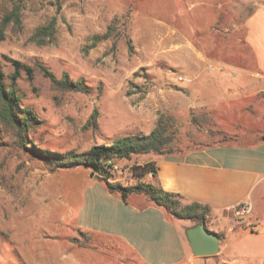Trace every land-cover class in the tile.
<instances>
[{
  "label": "rangeland",
  "instance_id": "rangeland-1",
  "mask_svg": "<svg viewBox=\"0 0 264 264\" xmlns=\"http://www.w3.org/2000/svg\"><path fill=\"white\" fill-rule=\"evenodd\" d=\"M244 1L0 0L4 82L10 85L14 71L9 58L32 68V76L21 70L16 88L22 106L37 116L22 136L0 120V264H72L64 253L78 254L83 248L71 241L78 231L67 215L73 206L67 187L80 178L65 169L59 174L64 187L59 191L55 163L30 147L82 152L119 137L148 134L162 115L179 150L252 131L258 116L249 107L254 100L228 92L225 82L215 79L216 69L202 70L201 61V51L214 61L219 55L226 74L232 67L245 73L247 67L238 62L247 47L222 31L246 6ZM14 11H19V21L5 23ZM53 19L54 36H38ZM107 30L110 38L92 47L93 36ZM41 66L57 78L82 79L87 91L57 88ZM204 84L215 111L201 105ZM218 98L223 100L219 112ZM95 110L97 125H88ZM148 160L141 155L116 163L119 172L110 180L121 176L123 183L134 182L132 166ZM92 239L94 246L83 248L82 258L103 264L116 255L107 247L109 239L94 234Z\"/></svg>",
  "mask_w": 264,
  "mask_h": 264
},
{
  "label": "crops",
  "instance_id": "crops-1",
  "mask_svg": "<svg viewBox=\"0 0 264 264\" xmlns=\"http://www.w3.org/2000/svg\"><path fill=\"white\" fill-rule=\"evenodd\" d=\"M243 3L246 6L240 14L228 19L233 21L231 26L220 27L247 47V55L239 57L238 62L242 69L247 67L245 73L240 75L232 67L226 74L227 66L221 63L219 55L214 61L210 54L201 51V61L202 70L216 69L215 79L223 80L228 92L238 91L239 96L254 100L249 107L258 116L252 131L233 132L230 140L215 145L150 158L156 164V180L163 189L180 195L185 203L197 202L209 208L206 227L220 237L218 254L196 256L185 235L186 228L194 224L173 217L146 195L132 193L124 201L90 168L56 169L53 173L59 191L64 188L59 174L65 169H71L80 178L67 187L73 203L67 215L73 219L70 224L75 231L81 229L109 239L107 247L115 250L114 257L101 263L264 264V0ZM206 88L204 84L201 105L215 111L210 106L214 100ZM222 101L217 99L218 112ZM147 179L153 181V174L149 173ZM244 202L252 203V211L246 216H236L235 208ZM83 248L78 254L64 253L66 262L99 264L82 258Z\"/></svg>",
  "mask_w": 264,
  "mask_h": 264
},
{
  "label": "trees",
  "instance_id": "trees-1",
  "mask_svg": "<svg viewBox=\"0 0 264 264\" xmlns=\"http://www.w3.org/2000/svg\"><path fill=\"white\" fill-rule=\"evenodd\" d=\"M12 20L19 21V11H14L7 15L5 23ZM55 24L56 20L53 19L46 26H42L37 31L38 36H54ZM111 35V30H107L103 35H94L92 47L96 46L99 41L110 38ZM8 60L13 63L14 71L10 74L11 83L7 85L4 82L5 73L0 65V120L16 127L18 134L22 136V133L28 129L30 124L37 120V116L30 108L22 106L21 97L16 88V81L22 69L26 70L29 76H32V68L17 59L9 58ZM41 68L45 76L59 89L76 91H87L88 89L82 79L73 80L68 74H65L62 78H57L46 67L41 66ZM97 117L98 111L95 110L88 120V125L96 126ZM209 133L215 135L223 134L220 131L213 130H210ZM223 136L221 140L194 147L215 145L231 139L227 134ZM30 148L36 156L55 163V167L52 170L77 166L90 168L100 180L106 183L107 188L111 192L120 193L124 201H127L132 193L144 194L155 204L163 206L173 217L189 220L195 224L204 223L206 225V216L209 208L197 202L184 203L180 195L163 189L156 180L157 167L153 160H148L142 165L132 166L130 174L135 180L132 183H123L121 176H117L113 181L110 180V177L115 176L119 171L111 170L109 165H107L108 160L121 164L141 155H147L151 158L155 155H163L170 151L179 150L176 148V135L173 132H169L167 117L163 115L159 117L155 128L148 134H131L119 137L111 144H97L82 152L69 151L60 153L41 147ZM149 173L153 174V181H148L147 176ZM92 236L93 233L78 229V235L73 237L71 241L78 246L91 247L94 246Z\"/></svg>",
  "mask_w": 264,
  "mask_h": 264
},
{
  "label": "water",
  "instance_id": "water-1",
  "mask_svg": "<svg viewBox=\"0 0 264 264\" xmlns=\"http://www.w3.org/2000/svg\"><path fill=\"white\" fill-rule=\"evenodd\" d=\"M188 241L196 256H214L219 252L220 237L210 231L204 223H196L186 228Z\"/></svg>",
  "mask_w": 264,
  "mask_h": 264
},
{
  "label": "built area",
  "instance_id": "built-area-1",
  "mask_svg": "<svg viewBox=\"0 0 264 264\" xmlns=\"http://www.w3.org/2000/svg\"><path fill=\"white\" fill-rule=\"evenodd\" d=\"M107 165H109V168L111 170H116L119 168V166L116 163H114L112 160H108ZM252 209H253L252 203L244 202V203L239 204L235 208L234 213L236 216H246V215L250 214Z\"/></svg>",
  "mask_w": 264,
  "mask_h": 264
}]
</instances>
